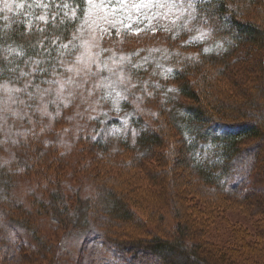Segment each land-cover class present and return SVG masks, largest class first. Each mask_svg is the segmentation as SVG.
I'll return each mask as SVG.
<instances>
[{
  "label": "trees",
  "instance_id": "trees-1",
  "mask_svg": "<svg viewBox=\"0 0 264 264\" xmlns=\"http://www.w3.org/2000/svg\"><path fill=\"white\" fill-rule=\"evenodd\" d=\"M12 1L19 6L10 13L0 1V82L19 84L31 78L35 83H44L60 74L64 62L71 59L59 45L72 40L84 15L77 12L80 18L74 22L65 15L79 7L78 0ZM192 15L208 30L213 45L208 52L189 37L172 36L169 31L163 32H168L173 40L165 41L163 47L145 43L124 50L128 56L138 53L132 56L131 64L143 66L133 68L126 62L127 71L152 92L147 101L156 98L153 118L147 115L133 120L134 143L120 139L116 151L110 153L106 139L99 133L86 135L89 132L85 131L65 147L54 137L57 118L48 120L28 110L24 139L18 138L16 146L9 148L5 164L0 163V264H61L69 236L81 238L75 264H101V249L111 254L103 258L102 264H237L235 253L243 255L245 248L257 242H244L243 237L237 246L230 230L235 245L229 241L223 246L207 242L200 222L205 225L210 218L193 213L186 218L192 203L180 202V217L175 218L166 235L132 233L127 228L128 224L143 223L133 204L140 207L137 194L145 187L133 182L134 172L129 169L147 166L153 159L159 166L172 161L173 166L159 175L168 179L172 197L176 196L174 182L188 174L197 183L192 186L187 178L185 191L179 193L182 198L191 188L199 195L198 191L204 189L220 199L264 209V195L254 187L245 190V184L238 185L233 180L241 166L246 167L245 173L251 170L264 180V0H196ZM40 16L46 17L47 22L39 20ZM129 35L124 33L122 41L131 38ZM148 45H154V57ZM255 48L260 50L256 76L246 67H238ZM145 51L140 57L139 52ZM156 56L162 67L154 68L150 74V62ZM159 71L164 80L157 75ZM246 71L253 75V81L249 74L245 75ZM238 72L243 73L244 79L240 95L221 91L219 81ZM172 88L177 91H168ZM160 93L162 100L158 102L156 95ZM149 119H153L151 125ZM97 125L99 129V121ZM171 134L175 138H170ZM118 154L122 157L119 163H126L129 166L123 167L127 168L110 163L112 158L118 159ZM75 166L77 172L67 169ZM128 170L131 175L121 177ZM28 172L43 182L37 186L33 200L26 198L24 203L13 188ZM84 183L96 188L91 201L77 196ZM73 185L77 186L76 190L72 188L74 194L68 190ZM203 203L197 212L223 209L209 205L214 203L211 201ZM261 219L257 232L264 233V212ZM45 223L56 227L52 240L42 232ZM258 255L254 253L239 262L264 264Z\"/></svg>",
  "mask_w": 264,
  "mask_h": 264
},
{
  "label": "rangeland",
  "instance_id": "rangeland-1",
  "mask_svg": "<svg viewBox=\"0 0 264 264\" xmlns=\"http://www.w3.org/2000/svg\"><path fill=\"white\" fill-rule=\"evenodd\" d=\"M0 1L7 13L14 11L19 6L18 3L13 2L12 0ZM134 2H136V0H129V10L131 15L128 13H121L119 6L115 7V12L111 11L113 6H109L108 9H105L103 5L94 8L87 17H83L82 21L77 26L74 34L78 36L79 39L75 41V43L80 45L81 42L87 41L89 44L95 45V47L92 48L93 52H99L101 49H107L108 51L101 54L100 59L107 63L109 69H116L117 65L122 63L120 60L122 56L128 57V53L124 51L126 48L130 49L136 45H145V43H159V46L163 47V43L165 41L173 40L172 36H187L192 41L200 43L204 49H210L213 47L210 43L208 35L204 38H200V32H208V30L202 23L198 22L196 18H190V13L191 16H193L192 9L184 11V8L187 7L186 3L181 4L180 0H177L176 7L165 17L163 13H167L169 11L167 8H154L151 10L145 9L143 10V13L138 14L131 8V3ZM5 3L11 5V11H8L5 8ZM157 13H160V15H157ZM113 21L116 22L115 29L110 27V23ZM120 21L123 23H120ZM82 24L83 28L81 29ZM123 25H131L132 30L130 32L126 31ZM137 28L143 29V31L137 34L135 31ZM163 31H169L172 36H170L168 32L165 33ZM124 33L130 34L127 37L131 38H127V41H122ZM153 46L154 45H148L146 47L153 50L152 56L154 57L155 49L152 48ZM82 50V48H77L76 52L71 55V59L64 62L61 73L55 75V77L44 83H35L31 78H27L19 84L0 82V141L2 143V150H0V157L2 156V159H0L1 164H5L4 161L10 154V151L8 152L9 148H14L19 139H24V121L29 123V109H32L41 116H45L48 120L57 118L58 121L55 123V127H57L55 130L57 133L54 137L57 139L56 142L61 145L65 147L70 144L72 145L75 139L79 135H82L85 131L89 132L86 135L90 136H95L99 133L100 136L108 141L109 148L107 151L110 153H114L116 151V147H118L117 143L120 139L126 138L131 141V143H134L135 135L133 133L136 134V129L133 125L134 118L137 116L147 115H151V118H153V113L156 111L154 110L156 107V103L154 104L156 98L152 97L147 101L146 97L149 96L147 93L152 94V92L148 91L143 85H139V82L135 77H130L126 68V62H123L125 77L130 78V84L138 85L135 88L129 87L128 91H124L123 88L116 89V91H119L123 95L127 96L126 100L117 99L115 97V93H112L111 97L101 99V97L105 96L106 93L112 92V89L106 86L109 81L102 80V77H110L113 81L116 79V77L112 76L108 70L100 72L99 75H89L87 77L83 74L77 77L75 70L72 72L67 71L68 68L75 69L79 67V65L75 64L74 61L75 56L79 55ZM139 53L140 57H143L146 54V51ZM259 53L260 50L255 48L253 53L247 56L248 58L246 61L238 67H246L249 71L254 72L256 76L258 72V64H256V61ZM113 61H115V63H113ZM139 63L141 64L142 61L140 60ZM150 63L152 66L150 74L153 70H155L154 68L159 69L162 67L157 56L156 59ZM141 66H143V64H141L140 67ZM96 71V67L93 66L92 72ZM144 72H146L145 69ZM247 74L249 73L246 71L245 75L247 76ZM157 75L164 80L160 71L157 72ZM249 75V80L253 81V75ZM68 77H72L75 83L67 84L65 86V90L58 94V85L51 82L54 80L63 82ZM85 79L88 81L87 84L84 83ZM242 81H244L243 73L238 72V74H234L232 76L227 75L225 79H221L219 81L218 85L221 86V91L229 90L235 95H240ZM97 83H101L105 86L96 89L92 95H89V90H91ZM250 87H253V83H250ZM45 90L50 91L46 92ZM69 93H71V95H69ZM161 95V93L156 95L158 102H161L162 100ZM137 97H141V99H137ZM114 101H116L115 104ZM152 120L153 119H149L150 125L152 124ZM97 121H99L101 125L99 129ZM59 132H61V134L58 137L57 134ZM169 136H171L170 138H175L172 134ZM118 155V159L112 160V158L110 163L113 161L112 163L120 164L122 168H127L123 167V165L129 166L126 163H119V160H121L122 157L120 154ZM171 162L167 163L166 166H159V163L153 159L147 166L137 168L131 167V169H129L134 172L132 175V178L134 177L132 179L133 182L142 184L145 187H143L137 194L139 201L142 203L140 207L133 204V208L139 212L138 214L140 215V220L143 223L140 225L137 223L132 225L128 224L127 228L129 227L132 233L166 235V233H168V231L174 226L176 221L175 218L180 217L178 210L180 209L181 203H192L193 208H191L187 214L185 213L186 218H191L193 214H199V216L203 219L210 218L209 221L205 220V225L200 222L204 231V239L207 242H210L213 245L223 246L225 241H229V244L235 245L234 241L231 242L233 239H231L232 237L229 233L230 230L236 238L235 240L237 241V246L243 237H245L243 238L244 242L249 241L255 243L257 241L255 244L249 245L245 248L243 250V255L235 253V260L237 261V264H245L240 263L239 260L245 261L248 257L250 259V256L254 253L259 254L258 256L264 259V248L262 245L264 244V233L257 232L260 226H258V222H263L261 221V215L264 212V209L262 208L263 206L261 208L258 206L250 208V206H243V204L239 205L231 199L224 200L220 199L217 194L206 193L204 189H201V192L198 191L200 193L199 195L195 193L191 186L189 187L191 189L187 196L182 198L179 193L181 191H185L183 187L188 184L186 181L187 178L190 179L189 183H192V186L197 183V181H195L194 178L190 177L188 174L183 175V177L181 176L182 178L178 182H174L173 191H175L176 196L172 197V194L174 193H171L170 186L167 183L168 179H161L159 177V175L163 174L164 170L170 169V166H173ZM76 168L77 166L72 169H67L73 173L77 172ZM245 168V166H241L240 172L235 173L233 180H236L238 185L245 184V190L254 187L255 190L259 191L258 193L264 195V189H262L264 188V180L257 177L255 172L253 173L251 170L249 174L245 173ZM129 170L123 173L121 177L130 176L131 174L129 173ZM112 171L117 173V170ZM110 177H113V175L111 174ZM155 178H157L158 181ZM40 179V177L38 178L33 176L32 173L22 175V178L15 183L13 188L19 199L24 203H26V198L27 200L32 201L34 197L33 194L38 190L37 186H42L43 181L40 182ZM38 181L39 184L37 183ZM149 184L154 185L150 187ZM194 187L197 189V186ZM72 188L76 190L77 186L73 185L68 189L74 194L75 190ZM94 189L96 190V188L92 187L90 184L84 183L79 187L77 196L82 200L91 201L95 197ZM166 190L169 194L165 193ZM210 196L215 199L211 200L208 198ZM203 198H205L206 201ZM207 201L214 202L209 205H213L215 207L219 206L220 208L223 207V209H210L209 211L202 210L204 212H197V208L203 207V202ZM183 208L185 207L183 206ZM256 212L257 214L255 215ZM208 214L210 217H208ZM139 226L142 227V229ZM55 228V225L50 223L42 224V232H44L51 240L54 239V234L57 233ZM206 235H208L209 238ZM66 239L67 240L64 244L66 256L61 264H75V259L77 258L78 251L81 247V238L78 236H69ZM110 255V252H104L103 249L100 250V258L103 257L107 259ZM124 262H126V260ZM132 262L134 263L130 264L146 263Z\"/></svg>",
  "mask_w": 264,
  "mask_h": 264
},
{
  "label": "snow or ice",
  "instance_id": "snow-or-ice-1",
  "mask_svg": "<svg viewBox=\"0 0 264 264\" xmlns=\"http://www.w3.org/2000/svg\"><path fill=\"white\" fill-rule=\"evenodd\" d=\"M79 3V7H73L71 10V15H68L67 13L65 14L66 17L71 20V21H76L80 18L79 15H77V12H79L81 15H84L85 17H87L89 15V13L94 9L97 8L100 5H103L105 7V9H108L109 6H113L111 8L112 12L116 11V8L114 7V5H119V10L121 11V13H128L129 15H131V12L129 10V0H78ZM181 4L186 3L187 7L184 8V11H188L189 9H195V4H196V0H180ZM177 5V0H136V2L131 3V8L135 10L136 13L141 14L143 13V10L148 9H165L167 8L169 11L167 13H163V15L166 17L169 13L172 12V10L176 7ZM65 7L67 5H64ZM44 7H47L46 5ZM5 8L8 11L12 10L11 5H9L8 3H5ZM157 15H160V13H157ZM190 18L191 19H195V16H191L190 13ZM5 20L8 19L7 16L4 17ZM39 20H43L45 22H47L46 17L44 16H40L38 18ZM87 22V21H85ZM120 23H123L122 21H120ZM125 30L130 32L132 30V26L131 25H123ZM110 27L112 29L116 28V22L113 21L110 23ZM83 28V24L81 25V29ZM41 31H43L41 29ZM136 33L139 34L141 31H143V29L137 28ZM207 35H209L208 32L205 31H201L200 32V38H204ZM79 39L78 36H76L75 34H73L72 36V40H70L67 44H60L59 47L61 49L67 50L69 55L73 54V50H76L77 48H82L83 50L80 52L79 55L75 56V61L74 63L79 65V67L73 69V68H68L67 71L72 72L73 70H75L77 77H79L81 74H83L85 77L89 76V75H99L100 72L104 71V70H108L112 76H115L116 79L113 81L110 79V77H102V80H107L109 81L108 84L106 85L108 88L112 89V92L106 93L105 96H102L101 99L107 98V97H111L112 93H115V97L117 99L120 100H126L127 96L123 95L121 92L116 91L117 88H123L124 91H128L129 87L135 88L138 85L136 84H130V78L125 77L124 75V66H123V62H127L128 64L131 65V67L133 68H139L140 65L138 64H131V58L133 55H136L138 53H132L130 54L128 57H121L120 60L122 63L117 65L116 69H109L107 63H105L104 61H102L100 59V56L103 52L108 51L107 49H101L99 52H93L92 48L95 47V45L89 44L87 41H83L81 42L80 45H77L75 43V41H77ZM57 41H53V43H56ZM204 52H208L209 49L205 48L203 49ZM22 54V53H21ZM113 63H115V61H113ZM95 66L97 71L96 72H92V67ZM168 72H171V69L167 70ZM87 79H85L84 83L87 84ZM51 83L57 84L58 85V89H59V93H62L65 90V86L67 84H73L75 83V81L72 79V77H68L65 81L61 82L59 80H54ZM105 85L101 84V83H97L93 86V88L91 90H89V95H92L94 93V91L98 88L104 87ZM27 87V86H26ZM155 87H159V85H156ZM19 91V90H18ZM46 92H49L50 90H45ZM168 91L170 92H175L177 91V89L172 88L169 89ZM69 95H71V93H69ZM147 95H152L151 93H147ZM137 99H141V97H137ZM116 103V101H114V104ZM135 135V133H133ZM210 147H215L210 146ZM103 258H101V264H102Z\"/></svg>",
  "mask_w": 264,
  "mask_h": 264
}]
</instances>
